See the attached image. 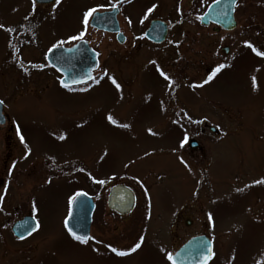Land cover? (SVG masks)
I'll return each instance as SVG.
<instances>
[{"label": "rangeland", "instance_id": "1", "mask_svg": "<svg viewBox=\"0 0 264 264\" xmlns=\"http://www.w3.org/2000/svg\"><path fill=\"white\" fill-rule=\"evenodd\" d=\"M158 1L140 0L125 14L128 23L145 26L156 13L148 9ZM163 1V14L172 16L186 3ZM243 2L235 15L237 29L220 35L209 30L207 39L238 45L250 25L252 47L212 79L176 81L182 111H170L169 80L124 75L138 70L121 61L116 43L107 35L87 38L90 19L104 0H59L49 10L33 0H0V100L11 117L15 145L14 182L0 191V199L5 195L0 215L9 211L19 219L30 212L39 224L23 242L8 230L0 235V264H171L168 253L199 234L214 245L208 264H264V183H256L264 181V0ZM91 9L96 11L85 25ZM19 25L37 26L40 37L36 48L25 50L33 62L17 70L6 64V54L10 29ZM85 38L100 52L96 78L66 88L40 58ZM200 118L220 127L219 139L200 135V123L188 121ZM189 138L200 149L189 148ZM114 184L138 196L128 220L107 207ZM81 192L97 205L90 236L95 239L87 243L73 239L65 227ZM141 237V247L125 256L108 247L128 251Z\"/></svg>", "mask_w": 264, "mask_h": 264}, {"label": "flooded vegetation", "instance_id": "2", "mask_svg": "<svg viewBox=\"0 0 264 264\" xmlns=\"http://www.w3.org/2000/svg\"><path fill=\"white\" fill-rule=\"evenodd\" d=\"M161 1L163 5L161 4ZM161 1L152 2V8L155 6L154 8L156 13H151L152 15H150V19L145 26L133 28L128 23L125 14L127 15L133 6L140 5V0H104V6L99 10L101 12H112L114 10H118L117 20L119 22L120 30L118 33H109L94 29L90 26L87 38L93 34L107 35L110 40L116 43L119 49L121 61L128 65V67L135 65L136 69L138 70L125 71L124 75L133 76L144 75L146 73L162 76L160 73L161 71L164 72L168 77H170L167 97L170 105V111H175L176 108H178V111H182L181 105L176 103V101H178L176 97V81H179L181 84L187 79L200 78L209 80V77L212 79L214 72L215 75H217L223 69L221 68L217 72L216 69L219 65L225 66V64L236 54L244 53L245 50H249L248 48H251L248 47V44H251V46L253 45L255 40V32L252 29V26H247L245 34L247 39L243 40L238 45H234L232 43L223 45L217 41H211L207 39L209 30L215 35H220L222 33L229 34L230 32H233L237 29L238 24L235 15L241 4L244 6L243 4H245V2H243V0L236 1L234 8L236 27L231 31L226 30L217 24L210 23L205 25L201 22L202 17L208 12L209 7L213 3L217 2V0H212L209 3L205 2V0H186L184 8L179 7L177 10V15L175 16L163 14V10L165 9L164 1ZM56 3L57 1L48 5H36L41 9L49 10L52 9ZM114 5L115 7H113ZM156 20L161 21L162 24L159 25L158 28L151 30V24ZM10 35L11 39L7 48L6 64H12L17 70H19L21 65H30L31 62H33V60L28 59L30 56L25 55V50L30 49L29 51H31L33 48L37 47L40 37V30L37 26L31 27L28 25H19L13 28V30L10 29ZM83 40H85L89 44L90 48H92L97 53L98 68L94 72L95 79L97 70L100 67V52L92 44L90 41L91 39L87 40L85 38ZM121 40L122 42H120ZM76 43L78 42H72V44L64 47H71ZM47 53L41 58L38 57L40 58V61L44 58V68H48L56 72L59 77H62L61 74H59L53 67L49 65L47 61ZM114 56L116 57L117 55L114 54ZM152 66H155V71H147V69ZM20 73L24 74V72ZM106 73L107 72H104L102 74ZM181 96L184 100H186V94L180 95V99ZM227 108L225 109L228 110ZM4 113L6 116V121L5 124L0 125V131L2 130L4 132L3 136H0V163L2 162V170L0 168V191H3L6 186L12 183V181L14 182V177L12 172H10V167L12 166L11 160L13 157V149L15 147L13 143V137L11 135L13 132V124L10 115L5 110V107ZM188 121L197 124L200 123L202 126L200 135H206L208 132L209 136H214L216 139H219L221 130L219 126L212 123L213 121L201 118ZM190 140L197 141L196 138H189L187 143L189 148L193 150L200 149L198 141L197 146L193 148L191 147V144L189 145ZM8 171L9 173L7 174ZM4 196L2 199H0V201H3ZM9 198L10 197L7 198L8 201ZM136 210L137 207L134 212L128 216H117L123 220H128L130 217H132ZM26 216L16 219L15 216H12L9 211L6 213V215H0V235H3L5 230H8V232L13 235L12 229L15 223L17 221L23 220ZM185 223L186 225L190 226L192 221L188 220ZM174 227L175 225H173V228ZM171 234L173 235L172 239L174 240V229H172ZM32 236L26 239H17L13 235V237L19 242L26 241ZM176 251H174V253Z\"/></svg>", "mask_w": 264, "mask_h": 264}, {"label": "water", "instance_id": "3", "mask_svg": "<svg viewBox=\"0 0 264 264\" xmlns=\"http://www.w3.org/2000/svg\"><path fill=\"white\" fill-rule=\"evenodd\" d=\"M54 1L36 0L38 4H50ZM236 1L220 0L219 3L215 2L212 4L208 12L202 17V24L214 23L226 30L231 31L235 29L234 8ZM117 15L118 10L103 13L97 12L92 16L90 26L105 32L118 33L120 28ZM161 24V21H154L150 29L158 28ZM47 61L63 75L61 81L67 83L68 87H75L91 82L93 72L98 67L97 53L85 41H81L71 48L56 47L51 49L47 54ZM5 120L6 117L3 114L2 103L0 104V125L4 124ZM190 144L193 148L197 146V143L194 141H191ZM107 205L111 211L118 215L127 216L135 210L137 197L131 188L118 184L109 190ZM95 209L96 204L91 196L88 194L77 195L71 203L70 212L66 219L68 227L81 236H90ZM36 225L35 219L29 215L14 225L13 233L17 238L21 236L27 238L37 231ZM66 230L68 231L67 228ZM212 251L213 243L204 235L189 240L173 257L177 260V264H205V261L208 264Z\"/></svg>", "mask_w": 264, "mask_h": 264}, {"label": "snow or ice", "instance_id": "4", "mask_svg": "<svg viewBox=\"0 0 264 264\" xmlns=\"http://www.w3.org/2000/svg\"><path fill=\"white\" fill-rule=\"evenodd\" d=\"M35 2H36V0H33V3L35 4ZM59 2V0H57V3ZM220 2V0H217V3H219ZM113 7H115V5L113 6ZM155 6H153V8H154ZM153 8H149L148 9V12L149 13H151L152 11H153ZM96 11V9H91V10H89V12H86L85 14H84V23H85V25H87V23H88V18H89V16L93 13V12H95ZM0 27H3L2 25H0ZM74 39H76V37H74ZM248 47H252L251 46V44H248ZM253 51H255V49H253ZM261 53H258V55H260ZM154 63V62H153ZM224 67V65H219L218 67H217V69H216V71L218 72L221 68H223ZM166 80H170V77H168L164 72H162L161 71V73H160ZM215 75V72L213 73V76ZM209 79H211V77H209ZM208 81H205V83H207ZM61 83H62V85L64 86V87H68V85H67V83H65L64 81H61ZM113 83H115V80H113ZM253 83H255V78H253ZM117 87H119V85H117ZM3 103V101H0V104H2ZM108 119L110 120V121H112V117L111 116H109L108 117ZM113 123H115V121H112ZM123 127H129L128 125H123ZM23 140H24V138H23V136H21V141L23 142ZM182 163H185V166L187 167V164H186V162H184L183 160L181 161ZM97 183H100V184H103V183H105V181H103V180H99V181H96ZM256 183H264V181H256ZM78 195H86V193H81V194H78ZM73 199H75V198H73ZM209 219L211 220V216H209ZM39 227V224L37 223V225H36V228H38ZM65 227L68 229V232H69V234L73 237V239H75V240H77V241H79L80 243H87L88 242V240H90V239H95L94 237H90V236H88V237H85V236H81V235H79V234H77L75 231H73L72 230V228H70V227H68V221L66 220L65 221ZM29 234H31V232H29ZM21 239H23L24 237L23 236H21L20 237ZM143 242V238L141 237L140 238V242H137L130 250H128V251H124V250H119V249H117L116 247H113V246H111V245H108V247L110 248V250L113 252V253H115L116 255H118V256H125V255H128L129 254V252H135L137 249H139L140 247H141V243ZM167 258L170 260V261H172V264H177V260L176 259H174V257H173V254L172 253H168V255H167ZM205 264H206V261H205Z\"/></svg>", "mask_w": 264, "mask_h": 264}]
</instances>
